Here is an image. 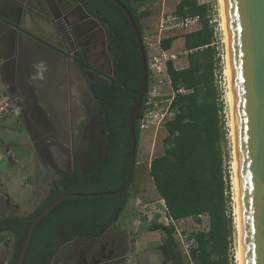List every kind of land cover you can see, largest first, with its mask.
I'll use <instances>...</instances> for the list:
<instances>
[{"label": "trees", "instance_id": "16d2710c", "mask_svg": "<svg viewBox=\"0 0 264 264\" xmlns=\"http://www.w3.org/2000/svg\"><path fill=\"white\" fill-rule=\"evenodd\" d=\"M78 1L107 31L105 48L111 55L109 73L93 67L82 58L76 60L85 69H91L93 73L102 76L98 81L89 80L88 86L107 149L100 169L97 173L96 170L93 172L97 176L96 180H82L76 168L73 169L72 177L58 173L51 180L44 199L31 213L0 214V240L6 243L8 234L13 237L8 264H16L31 220L53 200L71 192L118 190L126 176L130 147L127 119L141 78L134 33L124 12L111 0ZM119 1L132 15L143 38L141 19L150 12L140 7L157 0ZM173 12L180 16L198 15L200 27L182 34L183 48L187 51V66L175 68L172 61L167 62L172 89L184 91L176 92L173 97V117L164 123L167 131L163 138L164 152L151 158L149 173L169 218L175 222L190 217L199 222L200 216L206 215L208 227L195 230L187 236L190 244L186 255L178 247L174 224L155 220L150 223L148 230H160L163 233L156 246L161 255L160 264H232V184L225 169V156L221 148L228 126L223 113L222 92L216 82L221 58L214 42L210 5L198 0H178ZM175 38H163L162 47L169 49ZM41 41L49 48L61 51ZM144 50L147 59L145 45ZM143 106L144 100L140 102L132 122L137 143L136 153L141 133L138 119ZM134 178L135 165L129 186ZM0 187L3 190V184ZM129 197L127 189L113 196L67 198L60 201L35 224L23 264H49L50 258L62 243L73 237L100 236L124 210ZM124 263L125 258L119 255L110 264Z\"/></svg>", "mask_w": 264, "mask_h": 264}, {"label": "rangeland", "instance_id": "374dc122", "mask_svg": "<svg viewBox=\"0 0 264 264\" xmlns=\"http://www.w3.org/2000/svg\"><path fill=\"white\" fill-rule=\"evenodd\" d=\"M198 1L210 5V22L214 25V42L221 58V68L220 72H216V82L222 92L223 113L228 126L229 108L226 102L228 80L224 67L226 49L221 30L219 3L218 0ZM176 2L177 0H157L141 6L140 9L146 8L150 12L149 15L141 19L143 32L145 33L147 30L155 32L162 12H173ZM48 25L41 20H28L26 18L22 21V27L47 40H49L47 36ZM102 27L106 31L103 24ZM181 34L182 32L175 31L177 37L172 43V51L178 53L179 59L184 56L181 53L182 48L179 47L182 45ZM94 39L97 48L91 55H88L87 59L109 73L111 71V56L105 49V39L96 36ZM20 40L17 62L18 69L20 71L23 69L24 72H20L18 77H32L31 83L35 88H33L35 94L42 102L41 108L44 114L38 112L35 117L33 116V120H31L32 117L27 115L30 114L31 110H34L33 106H35L32 105L33 97L30 94L24 96L29 103L27 105L21 103L22 108L29 111L26 114V122L22 120L21 112L16 106L13 108V113H9L12 107L11 104L15 103L14 100H11L12 98L6 101L2 100L8 104L9 101H13L6 107L7 110L0 111V115L7 112V120L2 121L3 127L0 126V179L4 186L3 190L0 187V214L5 215L15 212L21 215L31 213L46 196L51 180L57 176L53 165L48 164L45 157L39 154L38 151V147L41 145L40 138L43 136L42 130L49 128V125H53L55 128L58 127L60 135L56 137V140L68 145L72 125L70 121L73 120L72 123L76 126V121L80 119L74 115L72 118L69 112L82 109V101L79 99L80 94L86 92L88 94V98H85L86 101L88 104L95 106L86 78L78 69L72 65L70 66V83L75 85L70 89L67 78V61L64 58L47 47L39 45L33 39L20 38ZM184 58L186 59V56ZM176 66L179 67V65ZM34 92H32L33 95ZM73 97L77 98V102L70 104L71 101H74ZM1 102L0 104H2ZM46 119L48 120L46 121ZM34 120H37V122H34ZM36 125L37 127H35ZM74 126L71 129L74 132L78 131L79 135L80 129L77 130L78 127L75 128ZM166 134L167 131L164 125H160L158 129L149 128L141 131L136 153L135 178L128 188L130 197L124 210L116 216L109 231V234L116 233L112 257L124 255L125 264H160L161 261V255L156 246L161 241L163 233L160 230H148V226L155 220L164 222L165 206L154 187L149 173V162L151 158L164 152L163 138ZM229 136L230 130L228 127L226 137L221 142V148L225 156V169L231 177L232 145ZM43 139L45 142L49 141L48 136H43ZM50 150L56 156V161L60 162L64 159V154L57 146L50 145ZM230 192L233 216L232 185ZM207 227L208 218L206 215H201L199 222L190 217L174 222L175 238L184 255L188 253L190 244L187 236L195 230L207 229ZM6 240V243L0 240V264H8L12 254L13 237L8 234ZM230 246L233 258L232 264H237L235 226ZM66 255V250L59 251L53 257L51 264H65L63 259Z\"/></svg>", "mask_w": 264, "mask_h": 264}, {"label": "water", "instance_id": "95a60500", "mask_svg": "<svg viewBox=\"0 0 264 264\" xmlns=\"http://www.w3.org/2000/svg\"><path fill=\"white\" fill-rule=\"evenodd\" d=\"M127 17L133 30L139 55L141 78L131 105L127 129L130 137L128 166L123 185L114 191L66 193L38 212L31 220L16 264H23L35 224L57 203L67 198L106 197L121 194L130 184L136 157L133 118L144 100L147 85V64L142 36L128 9L119 0H111ZM43 5V4H42ZM85 16L94 20L82 6ZM226 60L229 82L232 136L237 184L241 262L264 264V0H221ZM46 5L44 4V9ZM22 6L15 13L19 23ZM32 10V8H30ZM3 13V11H0ZM12 14L13 11H10ZM7 18L11 14L3 13ZM62 31L61 21L54 16ZM95 21V20H94ZM15 61L14 58H12ZM14 96V76L7 79ZM21 111V105L18 104Z\"/></svg>", "mask_w": 264, "mask_h": 264}, {"label": "flooded vegetation", "instance_id": "af4514ba", "mask_svg": "<svg viewBox=\"0 0 264 264\" xmlns=\"http://www.w3.org/2000/svg\"><path fill=\"white\" fill-rule=\"evenodd\" d=\"M14 1L15 4L11 9L13 13H10V20H0V34L5 35V38L9 39L7 49L5 50V52L10 56L9 59L13 61L12 58H14L15 61L13 62L17 61L16 57L13 55H16L20 49V44L18 45L17 37L19 34H21L27 38L36 40L41 46L48 47L47 44L41 41L43 40L46 43L52 44L61 50L55 51L58 54L65 56L67 60L68 85L71 84V75L69 72L71 65L78 69L85 76L87 85L89 80L98 81L102 79V76L93 73L91 69H85L76 61L78 58H82L93 67H98L93 62H90L87 57L89 54L91 55V53L97 48V43L94 39L95 36L97 38H104L105 46L107 40L106 31L102 27L100 21L95 17V21L92 19L90 20L89 17H86L84 10L82 9L78 0ZM44 4L46 5L45 9ZM19 6H22L23 9L20 13L19 23L16 25L13 18H15V13ZM30 8H32V10ZM2 9L3 8L0 7V11ZM2 11L3 13L7 14V11ZM54 16H56L61 21L62 31L59 30L56 22L52 21ZM26 18H28V20L45 21L47 25L49 24L47 26V36L49 37L50 41L43 39L22 27V21ZM54 37L56 38L55 41H57L62 47L52 43L54 41ZM9 64H11V61H9ZM86 97L88 98V94L86 92L80 94L79 99L82 101V109H75L73 112H69L72 118L73 115L77 118H80L76 121V126H74L72 123L73 120L70 121V124L72 125L70 127L68 139L69 144H60L52 132L47 131L48 129H44L43 131H46V133L42 135L48 136L49 141L45 142L43 136H41V145L38 147V151L39 154L45 157V160L48 164L53 165L57 174L64 173L72 177L73 169L76 168L80 172V178L82 180L94 181L97 179V176L94 175L93 172L96 170L97 173L98 169H100L107 147L104 145L103 135L100 133L96 107L93 104H88L85 99ZM33 109L34 110H32L30 114H27L28 110H24L22 108L20 112L22 115L21 118L24 122L27 120L26 114L29 117H32L31 120H33V116L35 117L37 115V108L33 106ZM34 122H37V120H34ZM37 125L39 126L40 124ZM73 126L75 128L78 127L77 130L80 129L79 135L77 133L78 131L74 132V130L71 129ZM45 127H47V125H45ZM52 144L57 146L64 154V159L60 162H57L54 160V158H52L50 153V145ZM59 164L62 166V169L59 167ZM113 222L114 221H112V223ZM112 223L108 225V227L100 236L88 238L73 237L72 239L62 243L58 251L50 258L49 264H51L53 257H55V255L61 250H66L67 252V255L63 259L65 264H110L115 258L112 257V255L114 244L116 242V233H111L112 235L109 234ZM70 247L72 248L70 249Z\"/></svg>", "mask_w": 264, "mask_h": 264}, {"label": "built area", "instance_id": "2783aa9c", "mask_svg": "<svg viewBox=\"0 0 264 264\" xmlns=\"http://www.w3.org/2000/svg\"><path fill=\"white\" fill-rule=\"evenodd\" d=\"M200 27L198 15L180 16L173 12H162L159 17L157 29L152 34H143V44L147 50V90L144 94V106L141 116L138 119V126L141 131L149 128L158 129L165 121L172 118L174 110L171 109V102L176 92L184 89L173 90L167 73V62L172 63L177 58L176 54L161 45L163 38L169 37L175 31L182 33L194 31ZM174 65V64H173ZM6 101V100H5ZM0 111L4 112L8 103L2 101ZM230 182L231 177L229 175ZM231 189V187H230ZM164 222L174 221L164 214Z\"/></svg>", "mask_w": 264, "mask_h": 264}, {"label": "crops", "instance_id": "0c3cea01", "mask_svg": "<svg viewBox=\"0 0 264 264\" xmlns=\"http://www.w3.org/2000/svg\"><path fill=\"white\" fill-rule=\"evenodd\" d=\"M178 1V0H177ZM177 3V2H176ZM15 4V1L14 0H0V7L1 8H3L2 10H5V11H7V13H9L10 14V11H11V9H12V7H13V5ZM0 20L2 21V20H4V21H9L10 20V18H7L3 13H1L0 12ZM148 31V32H147ZM145 33L143 32V34H148V33H150V34H152V32H150L149 30H147ZM149 34V35H150ZM183 34V33H182ZM182 34L180 35V37H182ZM170 36H176L175 35V32L174 33H172ZM22 39H26L27 37L26 36H21V34H19L18 35V37H17V42H18V45L20 44V42H21V40H20V38ZM177 37V36H176ZM27 39H29V38H27ZM55 37L53 38V42L52 43H54V44H56L57 46H61L57 41H55ZM176 39V38H175ZM174 39V40H175ZM173 40V41H174ZM33 41H35V42H37L36 40H34L33 39ZM173 41H172V43H173ZM8 42H9V39L8 38H5V35H2V34H0V84H1V89H0V102L2 101V100H9L10 98H12L11 100H14L15 101V103H12L11 105H12V107H11V109L9 110V113H13V111H14V107L16 106V108H18V104L20 103V105H21V108H22V104L23 105H27L29 102H28V100H25V98H24V96H28L29 94L33 97V104L35 105V107L37 108L38 107V109L36 110L37 111V113L38 112H40V113H43L44 114V112H43V110H42V108H41V104H42V102L40 101V99L37 97V95L35 94V92H34V86L32 85V83H31V79H32V77L31 76H29V77H26V78H23V77H21V78H19L18 77V74L20 73V72H24V70L22 69V71H20L19 69H18V62L16 61V62H13L11 59H9L10 58V56L8 55V53H6L5 52V50L7 49V44H8ZM26 42H27V40H26ZM38 43V42H37ZM39 44V43H38ZM40 45V44H39ZM45 47H47V46H45ZM62 47V46H61ZM179 47H181L182 48V51H181V53H183L184 54V56H186V59L184 58V56L181 58V59H179L178 58V53L177 52H174V51H172V44H171V47L169 48V50L171 51V52H173V53H175L176 54V56H177V58L175 59V61L173 62V64H174V66H175V68H183V67H185V66H187V51L186 50H184V48H183V37H182V45L181 46H179ZM48 49H50L51 51H54L58 56H60V57H62V58H64L65 60H66V58H65V56H63V55H60V54H58L55 50H53V49H51V48H49V47H47ZM10 54V53H9ZM14 57H16V60H17V58H18V55L16 54H14L13 55ZM9 61H11V64H9ZM67 61V60H66ZM176 62H178L177 64H176ZM16 63V64H15ZM176 65H179V67H177ZM68 70V69H67ZM68 72V71H67ZM26 73H28V72H26ZM29 74V73H28ZM11 75H13L14 76V82H13V84H14V87H15V89L17 90V92H18V96H14V94H13V92H12V90H11V87H10V85L8 84V81H7V79L9 78V77H11ZM69 87H70V89L73 87V86H75L74 84H70V85H68ZM34 88V89H33ZM32 92H34V95L32 94ZM73 100L74 101H71L70 102V104H72L73 102H77V98L76 97H73ZM11 102H13V101H9V105H10V103ZM22 103V104H21ZM69 104V105H70ZM75 105V104H74ZM19 109V108H18ZM32 111V110H31ZM31 111H30V113H31ZM29 112V111H28ZM6 113L7 112H5V113H3L2 115H0V119H2V120H0V126L1 127H3L2 126V121H5V120H7V115H6ZM36 113V114H37ZM48 119H46V121H47ZM35 127H37V125L35 126ZM46 130L48 129V131H50V132H52L53 133V135L54 136H56V137H58L59 135H60V132H59V128L57 127V128H55V126H53V125H49V128H45ZM46 133V131H43L42 130V134L44 135ZM59 143L60 144H62V142L59 140ZM50 153H51V155H52V158H54V160L56 161L57 159H56V156L55 155H53L52 154V152H51V150H50ZM58 162V161H57ZM59 167L62 169V166H60V164H59ZM54 168V167H53ZM0 184H2V180L0 179ZM28 213H24L23 215H27ZM120 257H123V258H125V256L123 255V256H120ZM125 264V263H124Z\"/></svg>", "mask_w": 264, "mask_h": 264}, {"label": "bare ground", "instance_id": "6f19581e", "mask_svg": "<svg viewBox=\"0 0 264 264\" xmlns=\"http://www.w3.org/2000/svg\"><path fill=\"white\" fill-rule=\"evenodd\" d=\"M219 3V15L221 18V30L224 36V27H223V16H222V6L221 0H218ZM225 43V38L223 39ZM226 49V48H225ZM224 49V50H225ZM225 74L228 80V71H227V60H226V52H225ZM224 74V75H225ZM227 93H226V102L229 108V123L228 127L230 130V138H231V145H232V176H231V184H232V199H233V220L234 226L236 230V237H237V264H242L241 262V244H240V226H239V212H238V198H237V184H236V171H235V157H234V148H233V136H232V120H231V106H230V94H229V82L227 84Z\"/></svg>", "mask_w": 264, "mask_h": 264}]
</instances>
